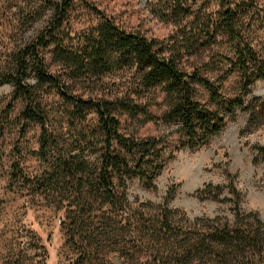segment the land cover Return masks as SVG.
<instances>
[{"label":"trees","instance_id":"1","mask_svg":"<svg viewBox=\"0 0 264 264\" xmlns=\"http://www.w3.org/2000/svg\"><path fill=\"white\" fill-rule=\"evenodd\" d=\"M42 1L52 5L50 0ZM74 1L82 2L97 17L96 23L78 35L74 43H67L60 38L59 30ZM158 1L163 5L162 12H167L166 18L177 26L188 21L178 27L170 44L123 29L87 0H60L36 37L13 54L12 66L0 74V84L13 87L11 101L24 102L22 119L39 125L41 130L36 156L43 169L28 175L13 162L10 187L42 196L62 211L60 224L65 241L76 252L72 264H93L105 253L104 240L116 236V231H131L134 223L126 210L125 182L135 178L144 187H152L164 167L165 153L161 138L128 136L120 130L121 114L149 117L145 108L127 97L82 99L70 94L66 81L47 71L42 49L53 46L51 62L60 65L65 78L72 82L93 83L115 71L132 70L136 84L132 92L139 95L159 89L166 105L161 120L166 124L176 122L191 148L218 134L223 115H231L236 108L247 112L250 121L258 114L264 118V99L248 103L241 96L225 99L198 70L186 69L183 62L184 56L223 42L231 48L234 59L229 64L240 74L242 94L248 93L250 86L264 79V55H259L244 36L250 27L244 16L256 8L254 0H217L213 16L206 17L187 6L186 0ZM30 76L35 81L32 85L26 82ZM196 85L208 93L211 101L221 104L222 115L196 100ZM40 87L64 102L63 116L73 127L67 139L45 128L48 114L35 91ZM258 151L264 156V146L258 147ZM166 212L164 209L160 218L153 220L140 215L143 219L133 227L144 238L164 237L169 247L166 255H144L143 264H195L211 256L223 259L225 264H254L244 261L240 248H257L258 244L254 238L243 237L241 230L225 226L212 228L207 235L185 232L179 240L180 231ZM110 248L115 251V243ZM128 251L126 245L119 249L121 255Z\"/></svg>","mask_w":264,"mask_h":264},{"label":"rangeland","instance_id":"2","mask_svg":"<svg viewBox=\"0 0 264 264\" xmlns=\"http://www.w3.org/2000/svg\"><path fill=\"white\" fill-rule=\"evenodd\" d=\"M50 1L52 5H44L42 0H0V74L12 66L13 54L30 43L50 19L54 4L60 0ZM186 1L187 6L203 17L213 16L217 7V0ZM236 1L242 3L247 0ZM87 2L123 29L164 44H170L178 33V27L188 22L184 20L177 26L168 20L167 12H162L163 5L158 0ZM254 4L256 8L244 16L250 23L244 36L262 56L264 0H254ZM96 17L82 2L74 1L62 21L60 38L74 43L78 35L96 23ZM52 49L50 45L41 50L46 69L66 81L70 94L82 99H132L150 116L121 114L122 133L135 137L153 136L163 141L164 167L152 182V187H144L135 178L125 182L126 210L134 223L131 231L126 234L116 231V236L109 241L104 240L106 254H100L93 264H143L146 254L166 255L169 247L164 237L151 240L133 229L140 219L160 218L164 209L169 212L166 213L172 225L180 231L179 240L185 232L207 235L212 228L233 226V229L244 232L243 237L254 238L258 244L257 248H240L244 261L263 262L264 156L258 151V147L264 146L262 114L250 121L247 112L236 108L231 115H223V126L218 134L209 137L201 146L191 148L176 122L166 124L161 120L166 105L159 89L135 95L132 92L136 88L133 71L128 69L115 71L93 83L72 82L65 78L60 65L51 62ZM233 59L231 48L219 42L198 50L194 55L184 56L183 62L186 69L198 70L225 99L241 96L246 103L256 98L263 100L264 79L257 80L248 88V93L242 94L240 74L229 64ZM26 82L30 85L35 83L31 76ZM195 88L198 102L223 114L221 104L211 101L201 86L196 85ZM12 90L10 84H0V264H72L76 252L65 241L60 224L62 211L48 204L42 196L10 187L13 162L28 175L38 174L43 169L36 156L40 126L22 119L20 114L24 102L20 99L12 102ZM35 91L41 97L40 106L48 114L45 128L67 139L73 127L71 130L63 116L64 102L53 92H45L44 88H35ZM114 243L115 251L110 248ZM122 245L129 248L127 255L120 254ZM195 264L225 262L211 256Z\"/></svg>","mask_w":264,"mask_h":264}]
</instances>
